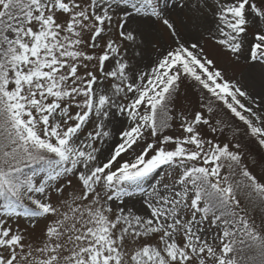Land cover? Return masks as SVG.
<instances>
[{
  "label": "snow or ice",
  "instance_id": "6c2138e0",
  "mask_svg": "<svg viewBox=\"0 0 264 264\" xmlns=\"http://www.w3.org/2000/svg\"><path fill=\"white\" fill-rule=\"evenodd\" d=\"M0 264H264V0H0Z\"/></svg>",
  "mask_w": 264,
  "mask_h": 264
}]
</instances>
